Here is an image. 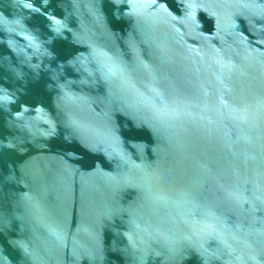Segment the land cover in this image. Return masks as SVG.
Returning a JSON list of instances; mask_svg holds the SVG:
<instances>
[{"label": "water", "instance_id": "water-1", "mask_svg": "<svg viewBox=\"0 0 264 264\" xmlns=\"http://www.w3.org/2000/svg\"><path fill=\"white\" fill-rule=\"evenodd\" d=\"M0 264H264V0H0Z\"/></svg>", "mask_w": 264, "mask_h": 264}]
</instances>
